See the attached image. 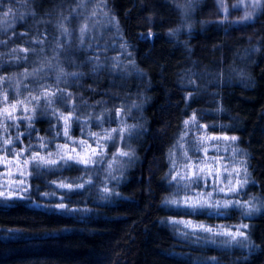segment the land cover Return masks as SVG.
<instances>
[{
    "label": "trees",
    "instance_id": "16d2710c",
    "mask_svg": "<svg viewBox=\"0 0 264 264\" xmlns=\"http://www.w3.org/2000/svg\"><path fill=\"white\" fill-rule=\"evenodd\" d=\"M105 1L139 76L111 84L106 73L111 67H106L98 78H83L95 93L90 89L81 92L92 102L104 98L108 103L111 92L126 91L131 100L139 95L142 129L132 141L134 156L117 187L119 196L102 203L87 191H74L66 195L65 202L76 211L38 207L27 199L0 201V264H264V211L251 220L250 252L211 249L210 256L203 258L181 253L165 224L171 212L164 205L170 192L165 179L169 152L191 108L204 106L198 100H187L183 80L190 70L221 78L218 120L238 137L246 153L253 180L248 191L264 200V8L250 24L252 30L241 37L235 28L220 23L201 25L197 16L189 31L179 30L183 17L174 0ZM68 5L69 0H0L4 13L12 9L11 17L26 14L10 28L0 26L3 76L20 77L25 68L32 71L39 56L32 52L39 44L35 41L43 39L59 13L65 17ZM5 19L0 14V21ZM71 49V59L79 69L91 72L84 62L87 49ZM64 53L69 66L68 50ZM35 125L43 134L51 128L40 116ZM33 185L31 196L39 200V194L47 191L44 181L34 178Z\"/></svg>",
    "mask_w": 264,
    "mask_h": 264
},
{
    "label": "rangeland",
    "instance_id": "374dc122",
    "mask_svg": "<svg viewBox=\"0 0 264 264\" xmlns=\"http://www.w3.org/2000/svg\"><path fill=\"white\" fill-rule=\"evenodd\" d=\"M177 8L179 9L181 16L183 17V22L179 30L189 31L191 26V20L195 18V16L199 17V21L201 25L202 23L211 24V23H220L226 26L228 29L235 28V33H240L241 37H245L248 35L250 24H252L261 11L264 8V2L261 0V8L255 10V14L251 20H245L244 14L248 11H253L251 8V4L254 0H225L227 5V14L219 8V0H174ZM79 0H73L71 2L69 0V5L66 7L65 17L60 13L57 15V18L54 23L51 24V27L47 33L43 37V44L36 45L37 51L35 52L38 54L40 60H37V57L34 59L33 66H38L40 61L43 60V57H48L49 59L55 55L53 51L56 48V43L53 40V36H55L62 44L65 45L64 49H57V51H61L64 53L68 49L74 47L75 41L79 38V29L78 23H82L85 18H88L90 24V32L88 36L85 38V44H92V49H87V57L93 55H99L100 62L104 65V67L97 72H87L84 73L82 77L79 78L78 83H72L73 78L69 77V83L72 85L71 87L66 88V91L71 92L73 94L74 100L69 101L67 110H63L58 104L59 101L57 99L55 107L58 108L59 112L64 113L65 115L68 114V109L72 108L76 105L80 104V98L83 97L88 101L89 105H93L94 108L92 109L93 115L96 112L101 111L104 108L110 110V113H106L104 116L103 126L104 129L110 130L112 128L119 129L121 119H124L127 125H135V128L131 129V136L128 135L127 132L124 133L125 140L127 144L130 145L131 150L134 151L133 147V139L142 129L141 124V114L139 107L138 108H131L129 113V106L132 104H137V100L139 95H135L133 100L130 99L131 94L128 92H124L123 94L120 93H112L110 103L108 100H103L104 98H99L97 101H103L104 103H97V101L92 102L89 98L82 96L81 90L84 89L85 91L88 89L91 90V93H95V88H91L88 85L83 83L84 79H91L93 77H99L101 71L105 70L106 67H110L112 61L106 60V57H119L120 64L116 68L106 69V73L109 75L107 77L108 83H114V81L126 80L128 81L129 78L139 76L138 71L135 68V64L133 63L132 55H128L125 53L124 49L120 47L121 44H125L116 17L111 15L110 10L106 4L105 0H84V7L81 8L78 6ZM98 5L102 6V10ZM0 9H2L0 7ZM93 10L96 11V15L93 16ZM5 11L0 10V14L5 16L8 19L5 21H0V26L3 25L6 28H10L13 25V22L16 23L19 19L18 15H14L11 17L9 14L4 15ZM26 14H23L25 16ZM227 15V18H225ZM114 17L115 23L118 26L119 31L117 32V27L113 26L111 18ZM48 22V21H46ZM64 23L66 26L69 27V34L64 36L58 28V25ZM200 25V24H198ZM76 29L73 31V29ZM241 29H244L242 31ZM239 30V31H238ZM254 30V29H253ZM107 33V36H106ZM252 33V32H250ZM232 34V33H231ZM92 36L97 37L96 41L91 40ZM44 49L43 53H40L38 50L40 48ZM79 47V46H78ZM46 49L48 52L46 54ZM32 52H34L32 50ZM127 53H130L127 47ZM131 54V53H130ZM66 58L65 53L59 57V66H63L64 70L73 71L80 69H74L73 67L66 66ZM57 67V61L52 60V68L45 67V71L49 73L47 77V81L49 83L52 82L55 76V69ZM84 69V68H82ZM83 72V71H81ZM201 76L198 73L194 72V70H190L189 72L185 73L183 85L187 89V100L190 101H199L202 102L204 105L202 108L200 107H193L189 111V114L185 118L184 121L188 120L191 121L192 115L195 114L196 116V124L203 126L197 127L196 125L189 123L187 128L183 123L182 129L173 144L170 152H169V162H170V169L169 175L175 174L176 172H186L188 169L185 165H192L193 170H195V165L200 163V161H204L201 163L200 166L204 168L203 175H207L209 172L211 173L210 176L207 177V180H201V185H205L203 187H197L195 184L192 185L191 189H182L180 187L179 176H177L176 181H172L170 183V192L167 194L165 199L175 198L181 200L184 198L186 192H190L191 194H198L203 193L207 196L209 193L212 194V199L216 200L219 199L222 202L225 200H231L235 203L236 199H239L241 203L245 201L252 200L253 204H260L264 203V200L257 195H254L248 191L250 185H252L253 180L251 179L250 172L248 169L247 164V157L246 153L239 145V140L232 141L230 138L235 136L227 132L225 130V124L218 120V101H217V88L222 83L221 78L219 75L216 77H211L210 73L205 71L201 72ZM218 77L220 79H218ZM13 79L12 81H6L0 83V88L7 89V96L8 100L6 104L10 106L16 101L13 99L15 95L12 88L8 87L9 82L15 84L19 81V96L17 99L25 100L27 97L30 99L29 90L34 87L33 78H29L26 80L30 81V86L25 88L24 85V78L22 76L10 78ZM60 87H65L63 84ZM73 87V88H72ZM26 90V91H25ZM80 90V91H78ZM89 90V91H90ZM32 95H37L38 92L33 91ZM189 95L191 98L189 99ZM55 99V98H54ZM3 100L2 95H0V101ZM26 102V100H25ZM41 105H43V99L40 100ZM36 104V101H32V104L29 105V108L33 107ZM5 107V103L0 102V113H2L3 108ZM81 110L84 109V106H80ZM38 109H36L35 118L32 121H26L22 119L24 116L33 115L31 111L24 112L22 105H17V108L12 111L9 107V110L12 111V115L16 117V119H5L3 115H0V124H7V131L4 130L3 127H0V192H15L19 188L26 187L28 190L23 192L22 195L28 201H31L33 205L38 207H46L50 209H54L53 205L56 203H65L66 195H70V193L74 191H87L89 195H95V198L102 203L110 202L114 200L116 195H113L105 200L98 199L97 191L95 190L97 187H103L104 182L106 181L108 187L114 188L117 192V182L115 180L107 179V173L104 171L106 169V165L108 160L111 158L114 149L112 147L113 141H102L107 145L106 154L104 156L105 163L97 164L95 174L91 175V184H85L84 189L68 191L67 189H59L56 187V184L53 181L59 182L63 181H76L78 177L85 176V179L88 177L85 175L86 171H93L92 169L88 170H77L82 169L83 166L77 165L75 168L72 169H63V171H56L48 169H42L41 174L37 175L36 170L34 168L33 163H29L27 166L24 165V159L29 155V147L31 145V149L39 150L42 155H46L49 148L54 149V144H63L66 137H56L54 143H48L47 147L45 148H38V139L39 137H44L45 141H52L55 132L61 129L63 125V121H57L55 116L52 117H44L45 120H48L51 124V130L49 129L48 134H43L36 129V120L40 116L38 114ZM116 109H120L119 115L116 116L115 121L109 123L108 122V114H113ZM128 113L127 115H125ZM76 115H79V112L73 114L72 120L70 121L71 127L69 130V135L73 138V140H85L87 143L83 146L87 149L88 153H91V149L88 148V145H91L92 148L96 147L94 143V137H92L89 133H101V129L97 127L96 122L94 120H89L88 123L90 125L89 128H81L76 123ZM28 123L33 125L32 128L26 127ZM18 125V127H13L12 125ZM33 132L31 138H29L28 133ZM20 134L19 141L16 139L17 134ZM113 135H116L115 133ZM204 137L203 142H200V137ZM211 137H216L217 139H212ZM223 137H228L229 139L225 140ZM237 137V136H236ZM238 138V137H237ZM11 139L12 143L9 145H4L3 141ZM70 151L71 148L74 146L71 141H68ZM194 148L200 149L199 151H193ZM4 149H8L5 151ZM14 149L15 151H11ZM24 149L25 151L22 152L20 156H16V153L21 152ZM206 149V152H205ZM238 149L235 155H233V150ZM117 150L122 151H129L128 147H125V142H120L118 145ZM76 151L81 153V147L76 146ZM83 154V153H82ZM171 157V159H170ZM97 160L100 159L99 156L95 157ZM133 158V157H132ZM118 160H122L125 163L122 165L123 168V176L121 177L119 184L125 177V174L132 162V159L129 161L128 157H117ZM240 161H244V165H240ZM173 162L175 167H173ZM59 165L54 166V168H58ZM115 167V165H114ZM243 167L247 168L248 173V183L245 184L242 188H236V191H229V180L232 181V185H235L237 179H243ZM234 168H240V176L237 177ZM23 173V175L21 174ZM118 174V173H116ZM41 177L44 181V186L47 191L42 192L39 194V200L36 199L33 194L34 185L33 179ZM23 180L25 183L20 184V181ZM179 182V183H178ZM118 184V185H119ZM223 188L224 191L220 192L218 189ZM39 191V188L36 189ZM45 193L48 195L46 196ZM53 193L56 195L54 196ZM227 193V194H226ZM63 195L64 199L61 201L59 196ZM255 198V199H253ZM15 196L10 199H4L0 197V201L3 203H8L11 200H15ZM96 201V200H95ZM68 205V204H67ZM165 205V204H164ZM168 210H170L171 214L166 217L165 224L171 228L175 238L178 241L181 253L183 254H191L193 257H208L210 256V250H219L222 252L227 253H245L250 252L253 247V241L251 236V220L261 214L264 211V207L261 208L259 212H254L251 216L243 215L242 213L245 211L244 209H239L235 207H229L226 209H220V212L226 213V215H217L216 210L214 209H205L203 211L197 212L195 215H188V209L183 207H178L175 205H165ZM69 207V205H68ZM170 220H192L194 223L197 224H204L208 227L220 229L223 228L224 230H232L235 231L241 224H246L247 228H240V231H243L247 234L248 239L243 240V246L237 244L235 242L231 244L222 243V241L228 240L229 237L227 236H212L211 233L201 232L198 231L196 233H191L190 229L184 228L182 224H170ZM181 232H189L187 237L181 235ZM239 239V238H238ZM212 241H215L213 243ZM208 255V256H207Z\"/></svg>",
    "mask_w": 264,
    "mask_h": 264
},
{
    "label": "snow or ice",
    "instance_id": "6c2138e0",
    "mask_svg": "<svg viewBox=\"0 0 264 264\" xmlns=\"http://www.w3.org/2000/svg\"><path fill=\"white\" fill-rule=\"evenodd\" d=\"M79 7L83 8L84 7V0H79ZM98 7L101 8L102 6L98 5ZM219 8L222 9L225 14H227V5L225 3V0H219ZM251 8L253 11H248L244 14V19L245 20H251L252 17L255 14V10L261 8V0H254V2L251 4ZM2 10V9H0ZM12 12V9H8V13ZM8 13H4V15H8ZM97 13L95 10H93L92 15L95 16ZM20 19H23V13H21ZM225 18H227V15H225ZM111 21L113 23L114 27H117V32L119 31L118 26L115 23L114 17L111 18ZM59 30L64 36H67L69 34V27L66 26L64 23H61L58 25ZM78 29H79V38L77 41L74 43V48L76 46H79L80 48H88L92 49L93 45L92 44H85V38L88 36L90 32V24L88 18H85L82 23H78ZM76 29L74 28L73 31ZM93 41L97 40V37L92 36L90 38ZM53 40L56 43V48L53 50L55 52V55L52 56L51 59L48 57H43V60L40 61L38 66H33L32 71L29 72L27 68H25L24 72H22L20 75L24 79H29L30 77L33 78V84L34 87L29 90V96L31 97L28 99L27 97L25 100H19L17 97L19 96V81H17L15 84H12L9 82L8 87L12 88L14 91L15 95L13 96V99L16 101V103L11 104L8 106L6 104L8 100L7 96V89L5 88H0V95H2L3 100L0 102L5 103V107L3 108L2 113L0 115H3L5 119H16L12 115V111H14L17 108V105H22L23 106V111L28 112L31 111L33 115L30 116H24L22 119L26 121H32L35 118L36 115V109H40V117H52L55 116L57 121H63V125L61 126V129L57 132H55V135L53 136L52 141L46 142L44 137H39L38 139V148H45L47 147L48 143H54L56 137H66L67 139L63 144H54V149L49 148L48 152L46 155H42L39 150H33L31 149V145L28 149L29 155L25 157L24 159V165L27 166L30 162L33 163L34 168L36 170V174L40 175L42 169H48L49 171L51 170H56V171H63V169H72L75 168L77 165L83 166L82 169H77V170H88L92 169L93 171H86L85 175L88 177L85 179V176L78 177L76 181H53V183L56 184V187L59 189H67L68 191H74V190H80L84 189L85 184H91V175L95 174L96 171V165L97 164H103L105 163L104 161V156L106 154V149L107 145L105 143H102V141H113L112 147L114 149V152L111 156V158L108 160L106 169L107 173V179L110 180H115L117 182V186L119 184V181L121 177L123 176V168L122 165L125 163L122 160H118L117 157H128L129 161L132 159L134 156V151L131 150L130 145L127 144L125 140V135L124 133L127 132L129 136H131L132 132L131 129L135 128V125H127L126 121L124 119H121L119 129L117 128H112L110 130L104 129L103 126V121H104V116L106 113H110V110L107 108L102 109L99 112H96L95 115H93L92 109L94 108L93 105H89L88 101L84 99L83 97L80 98V104L76 105L72 108L68 109V114L65 115L62 112L58 111V108L55 107L54 105L57 102V99L59 101V105L61 107H68L69 101L74 100L73 94L71 92L66 91V88L71 87L72 85L69 83V77L73 78L72 83H78L79 78L84 75L83 72L78 71V70H73V71H65L63 66H59V57L64 54L61 51H57V49H64L65 45L62 44L55 36H53ZM40 44H43L44 41L41 39L39 41H35ZM121 48L124 49L125 53L128 55H131L130 53H127V45L126 44H121ZM78 50V49H76ZM15 51V49H13ZM20 51H27L26 49H20ZM34 52H36V49H33ZM40 53L44 52V49L41 47L38 50ZM73 49H68L69 57H68V64L70 67H73L74 69H79L80 65H77L75 63V60L71 59V52ZM21 59V58H17ZM22 59H27V57H23ZM106 60L112 61L110 64L111 68H116L119 66L120 61L119 57L111 58V57H106ZM37 60H40L39 57H37ZM52 60L57 61V67L55 69V76L52 80L51 83L47 81V77L49 75L48 72L45 71V67L47 66L48 68H52ZM85 63L90 65V70L92 72H97L100 71L104 65L100 62V57L99 55H93L85 58ZM3 67V63L0 62V68ZM9 77H5L0 73V83L9 81ZM63 84L65 87H60V85ZM25 88H28V85H25ZM33 91L38 92L37 95H32L31 93ZM79 91V90H78ZM55 98V99H54ZM189 99L191 98V95L188 97ZM43 99L44 103L41 105L40 100ZM32 101H36V104L29 108V105L32 104ZM97 103H104L103 101H97ZM83 105L84 109L81 110L80 106ZM9 107L11 108L12 111L9 110ZM140 105L138 104H132L129 106V113L131 108H138ZM79 112V115H76V123L81 127V128H89L90 125L88 123L89 120H94L96 122L97 127H99L102 131L101 133H89L92 137H94V143L96 144L95 148H92L91 145H88V148L91 149V153L89 154L87 149H85L83 146L87 143L85 140H73V138L69 135V130L71 127L70 121L72 120L73 114ZM120 109H116L113 114H108V122L111 123L115 121L116 116L119 115ZM126 113L125 115H127ZM185 125V128H187L189 123H192L196 125L197 127H203L201 125L196 124V116L195 114L192 115L191 121H184L183 122ZM13 127H18V125H12ZM0 127H3L5 131H7V124H0ZM28 128H32L33 125L31 123H28L26 125ZM51 130V128H50ZM38 131V130H37ZM116 135H113V134ZM29 138L32 137L33 132L28 133ZM212 139H217L216 137H211ZM16 139L19 141L20 139V134H17ZM200 142H203L204 137H200ZM223 139L227 140L229 139L228 137H223ZM233 142L236 141L238 138L236 136H232L230 138ZM68 141H71L72 144L74 145L71 150L69 151V144ZM120 142H125V147L129 148V151H122V150H117L118 145ZM12 143L11 139H7L3 141L4 145H9ZM76 146L81 147V153H78L76 151ZM5 151H8V149H4ZM200 149L194 148L193 151H199ZM11 151H15L14 149H11ZM25 151L24 149L21 150V152L16 153V156H20L22 152ZM236 151L238 149L233 150V155H235ZM206 152V149H205ZM83 153V154H82ZM99 156L100 159L97 160L95 157ZM171 159V157H170ZM201 163H204V161H200V163H197L195 165V170H193L192 165H185V167L188 169L186 172H176L175 174L166 176L165 179L171 183L172 181L177 180V176H179V182L180 187L182 189H191L192 185L195 184L197 187H203L205 185H201V180H207V177L211 175L209 172L207 175H203L204 173V168L200 166ZM59 165L58 168H54V166ZM115 165V167H114ZM240 165H244V161H240ZM173 167H175V164L173 162ZM171 171V169H170ZM233 171L236 172L237 177L240 176L241 169L240 168H234ZM118 173V174H116ZM243 179H237L235 182V185H232V181L229 180V191H236L237 186L238 187H243L245 184L248 183V173H247V168L243 167ZM23 175V173H21ZM178 182V183H179ZM25 182L23 180L20 181V184H24ZM28 189L26 187L19 188L15 192H0V197H3L4 199H10L13 196H15L16 199H25V197L22 195L23 192H26ZM98 194V199L100 200H105L108 199L109 197L116 195H119V192H116L114 188L108 187L107 182H104L103 187H97L95 189ZM218 191L223 192L224 189L220 188ZM227 194V193H226ZM47 196L48 194L45 193ZM55 196L56 194L53 193ZM59 199L63 201L64 197L63 195L59 196ZM255 199V198H253ZM165 205H175L178 207H183L188 209V215H195L197 212L203 211L205 209H214L216 210L217 215H226V213L220 212V209H226L229 207H235L239 209H244L245 211L242 213L243 215L246 216H251L254 212H259L262 207H264V203L260 204H253L252 200L245 201L244 203H241L239 199H236L235 203H233L231 200H225L221 201L219 199L213 200L212 199V194L209 193L207 196H205L202 192L198 194H191L190 192H186L184 195V198L181 200L171 198V199H165L164 201ZM54 209L61 210V211H76L77 209H72L69 208L67 204L61 202V203H56L53 205ZM170 224H182L184 228L190 229L191 233H196L198 231L201 232H207L211 233L212 236H227L229 237L228 240L222 241V243L225 244H231L233 242L240 244L243 246L242 241L248 239V236L245 232L240 231V228H247L248 226L246 224H241L239 228H237L235 231L232 230H224L223 228L216 229L212 227H208L204 224H197L194 223L192 220H170ZM181 235L184 237H187L189 235V232H181ZM239 238V239H238ZM215 243V241H212Z\"/></svg>",
    "mask_w": 264,
    "mask_h": 264
}]
</instances>
